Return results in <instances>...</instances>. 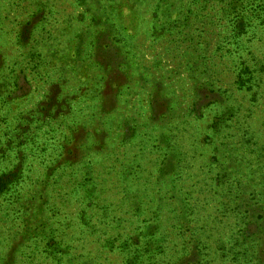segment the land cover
Returning a JSON list of instances; mask_svg holds the SVG:
<instances>
[{
	"label": "rangeland",
	"instance_id": "374dc122",
	"mask_svg": "<svg viewBox=\"0 0 264 264\" xmlns=\"http://www.w3.org/2000/svg\"><path fill=\"white\" fill-rule=\"evenodd\" d=\"M0 264H264V0H0Z\"/></svg>",
	"mask_w": 264,
	"mask_h": 264
}]
</instances>
